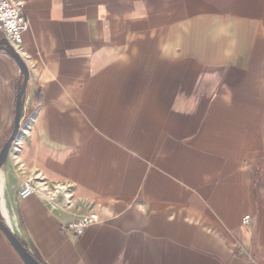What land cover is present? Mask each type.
<instances>
[{"label": "crops", "instance_id": "0c3cea01", "mask_svg": "<svg viewBox=\"0 0 264 264\" xmlns=\"http://www.w3.org/2000/svg\"><path fill=\"white\" fill-rule=\"evenodd\" d=\"M22 1L29 82L0 217L31 253L264 264V0ZM23 83L0 47V151ZM36 177L70 204L19 198ZM0 264H24L1 231Z\"/></svg>", "mask_w": 264, "mask_h": 264}, {"label": "built area", "instance_id": "2783aa9c", "mask_svg": "<svg viewBox=\"0 0 264 264\" xmlns=\"http://www.w3.org/2000/svg\"><path fill=\"white\" fill-rule=\"evenodd\" d=\"M28 20L23 10L22 0H0V31L4 34L9 44L23 57L21 52L22 36L28 28ZM49 188V190H47ZM70 185L49 184L41 179L38 184L36 180L27 181L22 185L18 192L19 198L23 199L32 194L40 193L50 201H57L64 198L65 204H70L71 194L69 193ZM251 217L248 215L244 218V223H249ZM93 222V219L86 218L77 220L68 224V229L76 235H81L84 230Z\"/></svg>", "mask_w": 264, "mask_h": 264}, {"label": "water", "instance_id": "95a60500", "mask_svg": "<svg viewBox=\"0 0 264 264\" xmlns=\"http://www.w3.org/2000/svg\"><path fill=\"white\" fill-rule=\"evenodd\" d=\"M0 47H5L8 50L9 54L14 58V60L17 62L20 69L24 73V83L17 95V100H16L14 129L12 131L11 136L3 145L0 151V168H2L8 159L13 143L17 139L20 132L23 98L29 82V68L23 57L9 44V42L6 39L0 41ZM0 231L4 234V236L9 241L11 246L14 248L16 253L22 259L24 264H42L31 253V251L22 243V241L15 235L12 229L5 223V221L1 217H0Z\"/></svg>", "mask_w": 264, "mask_h": 264}, {"label": "rangeland", "instance_id": "374dc122", "mask_svg": "<svg viewBox=\"0 0 264 264\" xmlns=\"http://www.w3.org/2000/svg\"><path fill=\"white\" fill-rule=\"evenodd\" d=\"M34 180H36V184H38V182H40V181H41V178H39V177H36V179H34Z\"/></svg>", "mask_w": 264, "mask_h": 264}, {"label": "bare ground", "instance_id": "6f19581e", "mask_svg": "<svg viewBox=\"0 0 264 264\" xmlns=\"http://www.w3.org/2000/svg\"><path fill=\"white\" fill-rule=\"evenodd\" d=\"M47 190H49V188H47Z\"/></svg>", "mask_w": 264, "mask_h": 264}]
</instances>
